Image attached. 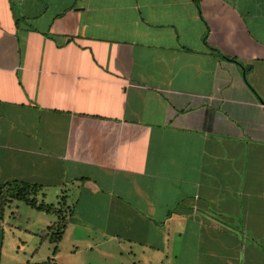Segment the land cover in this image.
Wrapping results in <instances>:
<instances>
[{"label":"crops","instance_id":"1","mask_svg":"<svg viewBox=\"0 0 264 264\" xmlns=\"http://www.w3.org/2000/svg\"><path fill=\"white\" fill-rule=\"evenodd\" d=\"M16 181L70 210L59 243L4 211L1 263L264 264V0H0Z\"/></svg>","mask_w":264,"mask_h":264},{"label":"trees","instance_id":"2","mask_svg":"<svg viewBox=\"0 0 264 264\" xmlns=\"http://www.w3.org/2000/svg\"><path fill=\"white\" fill-rule=\"evenodd\" d=\"M199 3V0H194ZM215 54H220L215 48H211ZM225 57V56H224ZM42 189L41 185L28 183V182H4L0 183V264L1 263V247H2V213L4 212V206L13 200L24 201L29 206L38 210H43L49 213L57 215V220L50 226H48L45 236L55 243H59L63 235L67 220L66 213L70 210L68 206L61 201L60 206L53 203L41 202L36 198L37 193ZM44 238H42V241ZM57 246L55 247V250Z\"/></svg>","mask_w":264,"mask_h":264},{"label":"rangeland","instance_id":"3","mask_svg":"<svg viewBox=\"0 0 264 264\" xmlns=\"http://www.w3.org/2000/svg\"><path fill=\"white\" fill-rule=\"evenodd\" d=\"M46 201L55 202L56 200L49 198ZM16 204H18L19 206H17ZM14 210H18L20 215H16V214L14 215L13 213ZM4 211H5V218L3 220L4 227L7 229L10 226V224L18 225L17 227L18 232H16V237L22 238V239H25L26 237H28V235L25 234V231H21V232L19 231V230H22L24 226L26 227L27 218L31 216L35 219L36 217H39V216L41 217L42 214H44L40 210L33 209L32 207L27 205L25 202L20 201V200L14 201L13 205L12 204L10 206L9 204L5 205ZM12 237L13 236L10 233H6L3 254H2V263H6V264L24 263L27 259L25 255V250L19 249L18 251L17 250L14 251L12 243H11ZM42 238L39 235H35L30 240V243H33L31 245H37V246L42 247V250L40 251L41 253H43L44 251L47 252L49 248L48 247L49 242L47 240L42 241Z\"/></svg>","mask_w":264,"mask_h":264}]
</instances>
